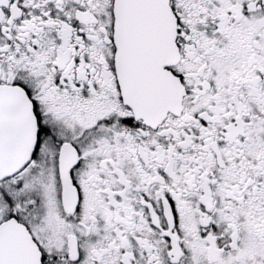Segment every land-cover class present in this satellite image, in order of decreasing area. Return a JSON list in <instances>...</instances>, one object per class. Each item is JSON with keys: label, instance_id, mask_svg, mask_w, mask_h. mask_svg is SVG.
I'll use <instances>...</instances> for the list:
<instances>
[{"label": "snow or ice", "instance_id": "1", "mask_svg": "<svg viewBox=\"0 0 264 264\" xmlns=\"http://www.w3.org/2000/svg\"><path fill=\"white\" fill-rule=\"evenodd\" d=\"M0 264H264V0H0Z\"/></svg>", "mask_w": 264, "mask_h": 264}]
</instances>
